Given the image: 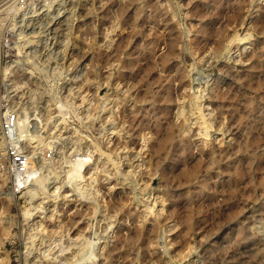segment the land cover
Masks as SVG:
<instances>
[{"label":"rangeland","instance_id":"1","mask_svg":"<svg viewBox=\"0 0 264 264\" xmlns=\"http://www.w3.org/2000/svg\"><path fill=\"white\" fill-rule=\"evenodd\" d=\"M0 264H264V0H0Z\"/></svg>","mask_w":264,"mask_h":264},{"label":"bare ground","instance_id":"2","mask_svg":"<svg viewBox=\"0 0 264 264\" xmlns=\"http://www.w3.org/2000/svg\"><path fill=\"white\" fill-rule=\"evenodd\" d=\"M167 60V57L165 58ZM208 127V126H206ZM207 129V128H206ZM170 137V136H169ZM169 137L167 139H169ZM83 161H80V162H77L75 165H74V171L77 172L78 170H80L83 166ZM185 174V173H184Z\"/></svg>","mask_w":264,"mask_h":264},{"label":"built area","instance_id":"3","mask_svg":"<svg viewBox=\"0 0 264 264\" xmlns=\"http://www.w3.org/2000/svg\"><path fill=\"white\" fill-rule=\"evenodd\" d=\"M16 161H18V160L16 159Z\"/></svg>","mask_w":264,"mask_h":264}]
</instances>
